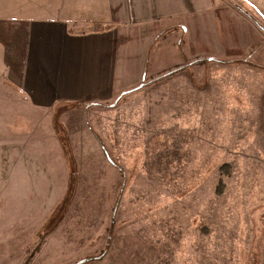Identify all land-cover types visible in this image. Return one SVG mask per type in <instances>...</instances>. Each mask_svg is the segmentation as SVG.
Wrapping results in <instances>:
<instances>
[{
    "label": "rangeland",
    "instance_id": "obj_1",
    "mask_svg": "<svg viewBox=\"0 0 264 264\" xmlns=\"http://www.w3.org/2000/svg\"><path fill=\"white\" fill-rule=\"evenodd\" d=\"M254 10L247 54L189 58L50 121L0 80V264H264Z\"/></svg>",
    "mask_w": 264,
    "mask_h": 264
},
{
    "label": "crops",
    "instance_id": "obj_2",
    "mask_svg": "<svg viewBox=\"0 0 264 264\" xmlns=\"http://www.w3.org/2000/svg\"><path fill=\"white\" fill-rule=\"evenodd\" d=\"M252 9L264 12V0H0L2 93L48 121L111 103L151 71L247 54Z\"/></svg>",
    "mask_w": 264,
    "mask_h": 264
},
{
    "label": "trees",
    "instance_id": "obj_3",
    "mask_svg": "<svg viewBox=\"0 0 264 264\" xmlns=\"http://www.w3.org/2000/svg\"><path fill=\"white\" fill-rule=\"evenodd\" d=\"M99 105H100V104H99ZM115 166H116V165H115ZM122 176L124 177L125 175H122ZM87 261L91 262L92 260H87ZM85 262H86V261H85ZM85 262H84V263H85Z\"/></svg>",
    "mask_w": 264,
    "mask_h": 264
}]
</instances>
